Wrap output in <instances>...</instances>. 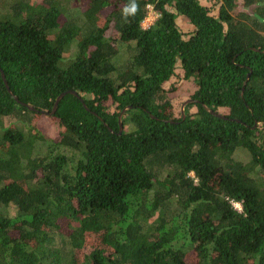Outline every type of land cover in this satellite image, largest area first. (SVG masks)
I'll return each instance as SVG.
<instances>
[{"label":"trees","instance_id":"trees-1","mask_svg":"<svg viewBox=\"0 0 264 264\" xmlns=\"http://www.w3.org/2000/svg\"><path fill=\"white\" fill-rule=\"evenodd\" d=\"M63 2L0 0V264H264V0Z\"/></svg>","mask_w":264,"mask_h":264},{"label":"rangeland","instance_id":"rangeland-1","mask_svg":"<svg viewBox=\"0 0 264 264\" xmlns=\"http://www.w3.org/2000/svg\"><path fill=\"white\" fill-rule=\"evenodd\" d=\"M64 2V6H67L69 8V10L71 11L72 14H79V13H83L86 10V5L84 0H63ZM200 2L201 5L206 6V7H213V1L214 0H198ZM244 0H236V4H237V9L236 12L237 13H245L249 16L252 15L254 9L256 8V6H258L257 4L249 6V7H245L243 5ZM8 4L5 3H0V14H5L8 10ZM154 11L148 12L146 19L147 21L142 22V26L144 28H146L147 26H150L151 24H154L153 22L156 19V16L153 14ZM178 25L181 28V30L184 33H188L192 30V27L188 24V22L183 19L180 18L178 19ZM144 23V24H143ZM75 44V42H74ZM74 53V46L70 48V57L73 55ZM126 59V55L124 52V47L121 46L119 48V53L116 57V59L114 60V63L117 67L121 66L124 61ZM179 63L176 65V73H179ZM174 86L176 88V93L174 94L175 97L173 99V107H174V113L177 117H179V115L181 114V106L184 102H186L187 100H189V96L193 93V91L195 90L192 81L191 80H181L178 78V76H174L171 78V80L166 84V88H169L171 86ZM195 109L191 108L190 109V113L194 112ZM42 121L40 123H38V126H41L42 129H47L51 127V123L47 120L41 119ZM47 121V122H46ZM10 123H15V120H10ZM8 124H9V120H8ZM48 132V129H47ZM34 152H36L38 155H44L46 153V151L44 150L43 146L39 145L37 146V148H35ZM235 159L238 161H242L244 163H247L248 161V156L244 151H239L236 153L235 155ZM0 213L3 215H6L8 217H14L16 214V209L14 206L9 205L7 207H2L0 209ZM58 245H60V240H58Z\"/></svg>","mask_w":264,"mask_h":264},{"label":"water","instance_id":"water-1","mask_svg":"<svg viewBox=\"0 0 264 264\" xmlns=\"http://www.w3.org/2000/svg\"><path fill=\"white\" fill-rule=\"evenodd\" d=\"M1 79H2V81H3V83H4L5 87H6L7 91L9 92V94H11L10 91H9L8 85H7V83H6V80H5L4 74H3L2 72H1ZM65 95H73V96H76L77 94H76V92H74V91H67V92H65V93H61V94L56 98V100H55L54 107H53V109H52V114L55 113V111H56V109H57V106H58L59 102L63 99V97H64ZM15 100H17V99L15 98ZM193 102H194L193 100H190V99H189V100H187L186 102H184V103L182 104V106H181V116H182V118L185 117V112H184L185 107H186L188 104H191V103H193ZM127 109H129V108H127ZM205 109H206L208 112L211 113V111H209L206 107H205ZM125 111H126V109H124V110L121 112L120 116H119V134H121L122 131H123V128H122V116H123V114L125 113Z\"/></svg>","mask_w":264,"mask_h":264},{"label":"built area","instance_id":"built-area-1","mask_svg":"<svg viewBox=\"0 0 264 264\" xmlns=\"http://www.w3.org/2000/svg\"><path fill=\"white\" fill-rule=\"evenodd\" d=\"M147 11H148V12L154 11V10H153V7H152V6H147ZM147 14H148V13H147ZM153 14L156 16V19H157V18H158V14H157L155 11L153 12ZM156 19H155V21H156ZM145 21H147L146 18L144 19L143 22H145ZM155 21H154V22H155ZM154 22H153V23H154ZM143 24H144V23H143ZM152 25H153V24H151L150 26H147L146 28H144L142 25H141V26H142L143 29H148V28H150ZM234 206H235V208H237L238 210H240V206H239L238 204H234Z\"/></svg>","mask_w":264,"mask_h":264}]
</instances>
